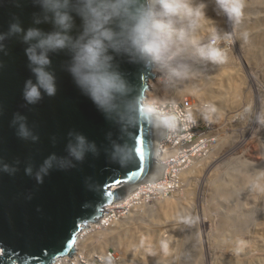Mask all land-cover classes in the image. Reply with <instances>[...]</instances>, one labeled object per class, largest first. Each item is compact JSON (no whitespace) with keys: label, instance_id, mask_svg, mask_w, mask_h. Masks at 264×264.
I'll return each mask as SVG.
<instances>
[{"label":"rangeland","instance_id":"obj_1","mask_svg":"<svg viewBox=\"0 0 264 264\" xmlns=\"http://www.w3.org/2000/svg\"><path fill=\"white\" fill-rule=\"evenodd\" d=\"M198 1L207 4L208 19L197 38L207 43L217 36L215 47L225 56L195 61L192 74L174 87H157L195 106L193 141L213 137L209 160L169 195L176 204L167 212L156 204L154 217L145 213L105 231L116 238L94 248L115 251V264H264V190L256 187L264 176V1L233 0L243 5L239 21L218 14L210 0ZM228 186L238 195L224 196Z\"/></svg>","mask_w":264,"mask_h":264},{"label":"clouds","instance_id":"obj_2","mask_svg":"<svg viewBox=\"0 0 264 264\" xmlns=\"http://www.w3.org/2000/svg\"><path fill=\"white\" fill-rule=\"evenodd\" d=\"M210 2L214 3L218 14H223L229 21H239L242 4L233 0ZM32 4L39 9L32 13V27L25 29L19 17L13 15L8 31L0 32V52L5 50V41L13 37L26 45L28 68L35 77L24 83L26 103L35 105L44 95H56V74L51 57L63 53L68 57L63 70L70 74L80 93L91 100L105 120L120 132L139 119L150 124V131L151 125L161 133L173 130L175 118L164 114L156 105L180 99L164 96L157 86L174 87L192 74L195 61L217 63L225 56L215 47L217 36L207 43L197 38L201 21L208 19L207 4L197 3V0H32ZM15 7H21L20 0H15ZM40 25H50V30L46 31ZM123 63L155 76L150 80L155 82V87L149 91L152 87L149 86L146 94L139 92L123 70ZM11 126L16 129L18 138L32 143L39 141L24 115L14 114ZM111 136L109 133V158L123 164L125 147ZM55 142L53 138V144ZM158 143L151 148L152 167L144 182L157 162ZM65 151V156L52 153L44 159L35 171L38 183H43L44 176L53 168L70 169L83 162L88 154L99 155L94 141L73 131L68 133ZM2 170L14 173L17 169L5 165ZM25 173L32 175L33 167L27 166ZM175 192L154 200H143V204L147 206ZM111 213L109 209L103 210L98 220ZM99 253V264H102L106 257L101 251Z\"/></svg>","mask_w":264,"mask_h":264},{"label":"water","instance_id":"obj_3","mask_svg":"<svg viewBox=\"0 0 264 264\" xmlns=\"http://www.w3.org/2000/svg\"><path fill=\"white\" fill-rule=\"evenodd\" d=\"M0 0V32H7L13 15L22 26L32 27V13L39 9L32 0ZM77 19V24H79ZM50 30V25H40ZM0 52V264H63L64 256L75 252L79 231L89 230L103 210L114 207L137 192L152 167L150 124L142 119L124 132L105 120L101 112L75 86L63 70L68 57L52 55L57 93L28 105L23 98L24 83L35 80L28 68L24 45L18 38L5 41ZM136 89L146 94L155 76L136 66L122 64ZM27 118L39 141L18 138L11 126L14 114ZM70 131L94 141L99 155L88 154L83 162L66 170L53 168L38 183L35 171L50 154L65 156ZM112 140L125 147L123 164L110 160ZM55 138V144H53ZM140 149L143 160H140ZM139 161V164H138ZM14 167V173L3 166ZM31 165L33 174L25 168ZM123 186L112 191L115 185Z\"/></svg>","mask_w":264,"mask_h":264},{"label":"bare ground","instance_id":"obj_4","mask_svg":"<svg viewBox=\"0 0 264 264\" xmlns=\"http://www.w3.org/2000/svg\"><path fill=\"white\" fill-rule=\"evenodd\" d=\"M253 22L254 21H252V23ZM228 82H229V80H228ZM152 86H153V82H152ZM167 97H170L174 100H176V98H177L176 94H175V96L169 95ZM193 118H194L195 122H196V120H199L198 115L193 116ZM183 124H185V123L180 121L178 123V127L180 128ZM189 127L191 128V131H193V129H195V126H189ZM150 134L152 136V147H154L155 144H157L159 142V140L164 136V133H161L160 131L154 129L152 125H151ZM207 136H209V135H205L202 139H199L197 142H195V143H198V145L194 148L195 150L193 149L194 152L192 150L191 154L188 156L185 155V154L190 152L188 150H184L185 154L183 152H181V154H179V152H175L174 154H171L172 156L175 157L174 160L169 162L170 159L168 160L167 158L170 155H168V153L162 154V157L160 159L161 163L153 165L154 169L151 171V174L149 175L148 179L144 182V184L141 186V188L137 192H135L131 196L123 199L122 201L117 203L114 207L109 208V211H111L112 213L105 215L100 221L97 220V222H94L93 226L89 230L79 231V236H78V239L76 241V249H75L76 251L74 252V255L72 257H69V258L64 257L65 261L63 262V264H80V263H83V261H85L86 264H99L100 263L99 255L101 256V253H99V251H95L94 245L96 246L97 249H101V248H103V245L107 244L106 241H108L110 238L111 239L116 238V236H114V235L108 236L107 233H105V231L108 232V230H109V232H110V230H112V227H114L116 225H117V227H122L121 225H124L125 223H129V221L133 220L134 218H137V217L140 218L139 216H142V215L144 217L145 213L149 214V215H146L147 217L148 216L154 217L153 215H155V214H153V213H154V211L156 213V204L158 206H160L164 210V212L165 211L167 212V208H169V207L172 208L173 206H175L176 203L175 204L173 203L175 201H173L171 203L170 202L171 198L169 196H168V198L163 197L160 200H157L154 203L155 208H154V206H150V205L144 206L143 200H138V201H136V200L139 197H144V198L152 197V198H154L155 195L157 194V192L167 190L166 187L162 188L159 185L160 183L165 184V185H169L170 188L175 190L177 186L180 187L182 185V183L185 184L186 181L188 182L189 176H191L192 174L195 173L196 168L200 167L204 162H206L207 158H208L207 160H209L208 156L210 155V152H211V144L214 141H213V137L210 136L211 142H209L208 139L206 138ZM206 145L210 146L209 151L205 148ZM201 146H203V147H201ZM209 165H210V163H209ZM209 165H207V167ZM179 171L181 173L179 175H177V172H179ZM259 173H260V171L257 172L256 175ZM159 174L162 175L161 178L156 179L155 177ZM262 174H263V171L261 172V175L257 176L258 180L256 182V187L259 189L262 188L264 190V178H263L264 176ZM176 176H178V178H176ZM154 179H156V181H154ZM215 184H219V183L217 182ZM121 186H123V185H118V186L115 185L111 188V190L114 191ZM215 188L217 189V187H215ZM222 193L224 194V196H227V197H229L230 195L237 196L238 190H233L230 186H228V187H226L225 192H222ZM134 209H136V210H134ZM162 209H160V211ZM163 210H162V212H163ZM143 217H141L140 219H142ZM152 217H150V219ZM134 222H135V219H134ZM236 229H238V228H236ZM142 241L144 242V240H142ZM102 254H103V257L107 258V260H105V262L102 264H107L108 261L111 260L109 258L110 255L113 256V254H115V251L113 254H111L109 250H103L102 249ZM115 256L117 257L118 254H115ZM80 259H82V260H80ZM92 259H94V260H92ZM117 260H118V258L116 259V261ZM117 263H118V261H117ZM108 264H112V262H110ZM148 264H155V263H152L151 261H149Z\"/></svg>","mask_w":264,"mask_h":264},{"label":"built area","instance_id":"obj_5","mask_svg":"<svg viewBox=\"0 0 264 264\" xmlns=\"http://www.w3.org/2000/svg\"><path fill=\"white\" fill-rule=\"evenodd\" d=\"M218 45L217 39L215 41ZM158 109L162 110L164 114L170 115L175 118V127L171 131L164 132V136L159 140L158 146H157V154L158 159L156 164H160L162 154L168 153V160L169 162L174 160V156L171 154H174L175 152H181L184 153V150L190 151L189 153L185 154L186 156L190 155L192 150L198 145V143H195L197 141H193V138L197 136V126L196 122L193 118L195 116V106L192 104V102L188 99H180L179 101H168L165 104L156 105ZM183 122V124L180 128L178 127L179 122ZM189 126H195V129L191 131V128ZM176 137V138H175ZM196 139V138H194ZM195 150V149H194ZM193 150V152H194ZM168 162V163H169ZM181 172H177V175H179ZM162 175H157L155 178L159 179ZM178 178V176H176ZM154 179V181H156ZM160 183V182H159ZM162 188L166 187L167 190L157 192L154 198L148 197H139L138 200H154L158 196H163L167 193H172L174 189L170 188L169 185L165 184H159ZM176 190V189H175ZM111 260L108 261V263L112 262V264L115 262L112 255L109 257ZM107 260V258H105ZM104 263V261H102ZM107 263V264H108Z\"/></svg>","mask_w":264,"mask_h":264},{"label":"snow or ice","instance_id":"obj_6","mask_svg":"<svg viewBox=\"0 0 264 264\" xmlns=\"http://www.w3.org/2000/svg\"><path fill=\"white\" fill-rule=\"evenodd\" d=\"M137 152H139L140 160H143V152L140 149H137ZM139 164V161H138Z\"/></svg>","mask_w":264,"mask_h":264}]
</instances>
